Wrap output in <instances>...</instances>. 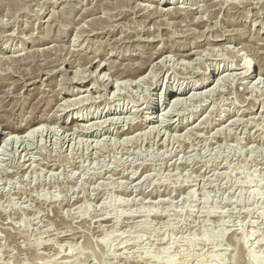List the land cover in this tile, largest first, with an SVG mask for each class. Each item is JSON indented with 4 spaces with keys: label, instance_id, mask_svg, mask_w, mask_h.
<instances>
[{
    "label": "rangeland",
    "instance_id": "1",
    "mask_svg": "<svg viewBox=\"0 0 264 264\" xmlns=\"http://www.w3.org/2000/svg\"><path fill=\"white\" fill-rule=\"evenodd\" d=\"M237 57L264 68V0H0V132L84 126L0 140V264H264V76Z\"/></svg>",
    "mask_w": 264,
    "mask_h": 264
},
{
    "label": "bare ground",
    "instance_id": "2",
    "mask_svg": "<svg viewBox=\"0 0 264 264\" xmlns=\"http://www.w3.org/2000/svg\"><path fill=\"white\" fill-rule=\"evenodd\" d=\"M213 2H215V1H213ZM214 5V4H213ZM212 6V5H211ZM170 12H173L174 13V11H170ZM176 13V12H175ZM174 15V14H173ZM180 15V14H179ZM183 15V14H182ZM177 16V15H176ZM232 34V33H231ZM225 38V37H224ZM204 39V38H203ZM219 39V38H218ZM227 40V39H226ZM206 41V40H205ZM222 41V40H221ZM228 41V40H227ZM208 42V41H207ZM206 42V43H207ZM219 42L220 41H217V39H216V41L214 40V41H212V42H209V43H207V44H205V45H198V46H195L194 47V49H199V48H203L204 46H211L212 47V45H214V44H219ZM193 46V45H192ZM221 46V45H220ZM210 48V47H209ZM157 49H159V48H157ZM207 50H208V48H207ZM200 51V50H199ZM199 51H194L193 49H191V50H189L188 52H185V53H182L181 55H180V57L181 58H184V59H191V58H193L194 56H196V55H199L200 53H199ZM184 52V51H183ZM159 53V52H158ZM204 53V52H203ZM154 54V53H153ZM162 54H163V52H160L159 54H157V55H155L154 57H153V59L152 60H148V61H139L140 63H138V64H136V65H134V66H129V67H126L124 70H121V71H118V72H115V74L116 75H114L112 72H111V74H109V73H107L109 70H110V68H107L106 66H104L103 67V65H105L104 63H102V64H98V66H97V69H96V73H98L97 75V77H98V79H101L102 80V82H104V83H106L108 86H112V87H114V85L116 86L121 80H123V79H129L130 81L132 80V79H137L138 81L140 80V81H142L143 79H144V76L145 75H143L146 71H147V69H148V65H149V63L150 62H152V61H154V60H157V59H159L161 56H162ZM201 55V54H200ZM237 55V54H236ZM238 58V57H237ZM161 59V58H160ZM88 60V59H87ZM90 60H91V57H90ZM142 60V59H141ZM183 60V59H182ZM184 61V60H183ZM192 61V60H191ZM94 62V61H93ZM101 62H103V61H101ZM100 62V63H101ZM238 62L239 63H237L238 65H239V67H240V69L241 70H244L245 72H243L244 73V75L246 76V77H251L253 74H256V75H258V76H264V68H262L261 67V69H260V67L258 66V67H254V70L253 71H251L253 68L251 67V64H244L243 63V61H241L239 58H238ZM246 62V61H245ZM95 63V62H94ZM69 64V63H68ZM92 65H94L93 63H91ZM131 64V63H130ZM151 64V63H150ZM97 65V64H96ZM133 65V64H132ZM260 65V64H259ZM91 66V65H90ZM95 66V65H94ZM74 68V67H73ZM77 69V68H76ZM64 70V69H63ZM260 70V71H259ZM88 71V70H87ZM67 72H69V71H67ZM66 72V73H67ZM114 72V71H113ZM208 73V72H207ZM205 75V74H204ZM215 76V75H214ZM89 77V76H88ZM87 77V78H88ZM201 78V77H200ZM97 79V78H96ZM128 80V81H129ZM212 80H210V77H209V75H205L204 76V78H202L201 79V81H200V86H198L196 89H200V90H202V89H204V88H206L207 86H209V85H211V83L213 84V82H211ZM213 81H215L214 79H213ZM101 82V81H100ZM85 83V82H84ZM106 86V85H105ZM74 91V90H73ZM205 91V90H204ZM71 93V92H70ZM73 93V92H72ZM181 94L182 93H180V91H175V93H173V95H176V96H181ZM72 96H73V94H71ZM70 96V94H68V95H66V97H69ZM65 100V99H64ZM179 100H181L180 98H176V99H174V101H175V103L177 102L178 103V101ZM66 101V100H65ZM67 102H69V101H67ZM55 117V116H54ZM150 119H152V118H150V117H144V122L143 123H145V124H149V121H150ZM48 123V124H60V126H64V127H62V128H65V130L67 131V130H69V132L70 131H73V130H76V129H83V125L80 123H78V122H73V123H69V122H66V121H57V120H48V119H45V117H41V116H38V115H35V116H33L32 115V117L30 118V119H28L26 122H25V124H22V125H20V126H14V125H11V124H5V126H4V129L6 130V132L7 133H3V132H0V140H3V142H4V144L5 143H9V142H15V143H17L20 139L22 140V139H30L31 138V136L34 134V133H36V131L37 130H39V128H41V126H43V123ZM8 123V122H7ZM1 126V125H0ZM94 126V125H93ZM133 127V126H132ZM145 127V125H141V126H139V127H137L136 128V130H135V128L134 129H131L128 133H126V132H121L120 133V135L121 136H124V135H127V134H133L135 131H137V130H141V129H143ZM88 128V127H87ZM3 129V130H4ZM4 130V131H5ZM86 130V129H85ZM88 131V130H87ZM81 132V131H80ZM89 132V131H88ZM119 135V134H118ZM2 136V137H1ZM8 136V139L6 138V139H3V138H5V137H7Z\"/></svg>",
    "mask_w": 264,
    "mask_h": 264
}]
</instances>
